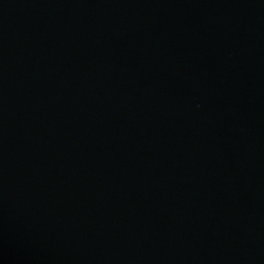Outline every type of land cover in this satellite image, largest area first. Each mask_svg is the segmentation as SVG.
Segmentation results:
<instances>
[{
    "label": "water",
    "instance_id": "95a60500",
    "mask_svg": "<svg viewBox=\"0 0 264 264\" xmlns=\"http://www.w3.org/2000/svg\"><path fill=\"white\" fill-rule=\"evenodd\" d=\"M0 264H264V0H0Z\"/></svg>",
    "mask_w": 264,
    "mask_h": 264
}]
</instances>
